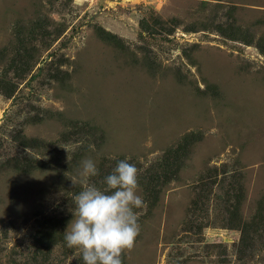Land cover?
<instances>
[{
    "label": "rangeland",
    "instance_id": "rangeland-1",
    "mask_svg": "<svg viewBox=\"0 0 264 264\" xmlns=\"http://www.w3.org/2000/svg\"><path fill=\"white\" fill-rule=\"evenodd\" d=\"M86 157L138 169L123 264H264V0H0V264H83Z\"/></svg>",
    "mask_w": 264,
    "mask_h": 264
},
{
    "label": "clouds",
    "instance_id": "clouds-1",
    "mask_svg": "<svg viewBox=\"0 0 264 264\" xmlns=\"http://www.w3.org/2000/svg\"><path fill=\"white\" fill-rule=\"evenodd\" d=\"M97 175L96 162L84 158L78 169L84 186L73 197V219L64 242L83 264H123V252L134 246L140 231L134 211L144 203L138 194V169L128 160L119 161L104 177L103 188L87 182Z\"/></svg>",
    "mask_w": 264,
    "mask_h": 264
}]
</instances>
